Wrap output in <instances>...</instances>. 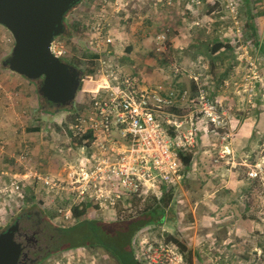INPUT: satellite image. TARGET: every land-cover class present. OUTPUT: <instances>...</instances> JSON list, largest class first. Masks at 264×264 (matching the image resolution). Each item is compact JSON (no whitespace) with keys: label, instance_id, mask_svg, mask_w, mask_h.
Instances as JSON below:
<instances>
[{"label":"rangeland","instance_id":"rangeland-1","mask_svg":"<svg viewBox=\"0 0 264 264\" xmlns=\"http://www.w3.org/2000/svg\"><path fill=\"white\" fill-rule=\"evenodd\" d=\"M106 2L95 13L96 19L100 10H106L107 15L127 22H122L123 25L114 23L109 53L102 54L107 46L100 42L102 48H96L98 44L93 42V35L87 29L94 21L88 17L89 0H82L68 13L65 35L57 40L66 51L62 60L78 70L82 62L96 68V74H83L80 90L70 109L50 106L39 94L41 85L38 82L13 73L3 65L11 55L15 41L10 31L0 25V233L18 214L37 212L45 220L61 223L41 224L46 238L53 237L56 243L48 253L52 256L47 255L44 262L38 264H187L183 251H190L192 256L195 251L179 234L178 216L185 214L184 224L195 222L196 214L190 210L196 208V197H190L191 207L179 203L182 198H178L180 193L176 188L175 198L162 217L163 223L148 226L133 237L134 260L129 249L118 244L125 238L128 228L123 230L124 225L117 224L135 218L145 207H155L157 202L151 198L153 196L136 202L129 209L120 203L110 216L88 205L87 214L76 219L69 216L67 207L61 206H67L61 192H50L41 181L28 175L38 173L62 181L72 175L81 140L69 139L64 130L89 102L90 95L82 92L84 84L88 83L84 82L86 77L93 78L87 85L92 89L101 80L102 72L111 73L115 85L130 78L140 91H160L173 102L162 111L174 116L170 119L182 121L186 129L189 125L184 124L185 119L201 117L199 108L192 101L195 82L205 86L208 98L220 111L227 112L224 129L217 130L209 125L207 130L213 133L224 154H232L231 165L239 168L238 176L243 177L252 189L249 201L246 197L243 201H248V215L255 218L254 224H260V229L251 233L253 243H248L249 252L240 264H264V56L254 46V43L264 46V0H249L248 5L244 0ZM147 20L152 23L149 25ZM74 23H79L77 30H73ZM218 43L224 46L223 49L210 57L207 50ZM95 51H100L98 60L90 57ZM210 62L213 65L210 66ZM212 67L214 70L211 71ZM164 118L161 116V120ZM183 127L180 133L187 134ZM33 129L38 131H30ZM170 133L176 134L174 130ZM224 134L228 136L226 141L221 140ZM113 137L122 140L116 132ZM195 138L198 140L199 136L196 134ZM236 139L240 141L239 148L245 149L244 155L235 156L228 150ZM184 153H188V149ZM256 166H260L261 176L249 179L248 173ZM55 167H58L57 171L53 172L51 168ZM11 180L19 183L22 194L4 191ZM32 195L34 199H31ZM160 206L163 208L164 205L161 203ZM160 218L155 216L154 221H160ZM63 233L64 240L60 238ZM59 247L67 249L55 253L53 249ZM108 248L115 252V257L107 252ZM149 251L150 255L145 256ZM192 260L193 264H219L196 260L195 255Z\"/></svg>","mask_w":264,"mask_h":264},{"label":"built area","instance_id":"built-area-1","mask_svg":"<svg viewBox=\"0 0 264 264\" xmlns=\"http://www.w3.org/2000/svg\"><path fill=\"white\" fill-rule=\"evenodd\" d=\"M103 17L98 16L99 21L93 26V42L98 44V49L102 48L99 42L103 46L113 43L112 37L104 33ZM51 52L62 58L66 51L54 40ZM86 78L87 85L92 83V77ZM99 78L96 88L84 84L82 92L90 95L89 102L82 105V112L64 130L69 139L82 142L77 166L72 169L70 178L62 181L38 173L28 175L41 181L50 192H61L69 216L73 207L85 203L105 212L117 210L120 203L127 207L124 200L127 196L142 198V201L150 196L161 197L164 187H174L183 180L180 154L196 141L195 129L180 133L182 122L170 119L174 116L162 111L173 102L160 91H140L130 78L115 85L111 73L101 72ZM192 101L207 124L224 129L227 112L220 111L205 90L201 89ZM163 115L168 117L165 119ZM171 128H175L174 136ZM114 132L121 136V141L113 137ZM87 133L91 134L88 140ZM227 139L226 134L221 136L222 141ZM260 171V166L254 167L248 178H259ZM4 191L22 194L19 183L12 180ZM150 251L145 256H149Z\"/></svg>","mask_w":264,"mask_h":264},{"label":"crops","instance_id":"crops-1","mask_svg":"<svg viewBox=\"0 0 264 264\" xmlns=\"http://www.w3.org/2000/svg\"><path fill=\"white\" fill-rule=\"evenodd\" d=\"M197 119H185L184 124L189 125L188 129L182 126L185 133L190 128L195 129L199 139L192 146L193 150L188 148L187 156L191 159L189 165L182 168L183 180L176 185L180 193L178 198H182L179 203L191 207L190 197L197 198L194 201L196 208L191 207L190 210L193 215L196 214L195 222L184 224L185 214L180 213L177 229L187 245L195 251L196 260L219 263L230 258L242 260L245 259L247 247L253 243L250 241L254 238L251 233L260 229V224H254L255 218H251L247 212L252 189L243 177L238 176L239 168L231 165L232 154H224L213 133L207 130L208 126L197 122ZM239 142L236 139L228 148L235 156L245 154V149L239 148ZM57 168L51 170L55 172ZM243 197L248 201H243Z\"/></svg>","mask_w":264,"mask_h":264},{"label":"water","instance_id":"water-1","mask_svg":"<svg viewBox=\"0 0 264 264\" xmlns=\"http://www.w3.org/2000/svg\"><path fill=\"white\" fill-rule=\"evenodd\" d=\"M81 1L0 0V25L15 41L3 65L30 80L43 78L39 94L58 109L72 107L83 72L55 56L51 45L65 35V18ZM12 230L0 233V264H17L22 252Z\"/></svg>","mask_w":264,"mask_h":264},{"label":"trees","instance_id":"trees-1","mask_svg":"<svg viewBox=\"0 0 264 264\" xmlns=\"http://www.w3.org/2000/svg\"><path fill=\"white\" fill-rule=\"evenodd\" d=\"M106 1H103V0H89V5L91 6V11L88 14V17H89V19H91L92 21L94 20V21H93V24H91L90 26L87 25V29H89V31L91 32L92 35H93V26L97 23V21H99V19L98 18L96 19V17L94 15L97 12V10H99V8L102 6V4L108 3ZM244 2L248 5L249 0H244ZM100 11L101 12H99V17H102V16L105 15V18L103 17V19H102L103 22H104L103 25H105L104 26L105 27L104 28V30H105L104 33L106 35L110 36V37H113V35H114V34H112L114 23L115 24L118 23V24L123 25L122 22L123 23L125 22L127 24V22L125 20H121V21L119 20L118 21V20L115 19V17H112V15H109V14L107 15L106 14V10L105 11L100 10ZM248 14H249L248 18L251 21L252 16H251L250 12H248ZM107 17L109 19L108 23H107ZM65 20H66V18H65ZM147 23L150 25L152 22L147 20ZM78 26H79V23H74L73 24V30H77ZM250 26H251L252 31L254 33H256L255 27L252 24ZM65 27H66V25H65ZM146 29H148V27ZM60 38H63V36L62 37H58L55 40H58ZM112 45H113V43L110 44V45H105V46H107V49L102 51V54L105 55V54L109 53L111 48H112ZM254 46H256L258 51L261 53V55L264 56V46L262 44H260V43H254ZM223 47L224 46L222 44H219V43L215 44L213 46V48L211 47L210 49L207 50V53L210 55V57H213L219 51H221V49H223ZM99 55H100V51H95L94 54L90 55V57L93 58L94 60H98V56ZM211 65H213V64L210 62V66ZM213 68L214 67L211 68V71L214 70ZM80 70L83 72L84 76L96 74L95 73L96 72L95 66L94 67H88V65L86 63H84V62H82V66H81ZM204 87L205 86L199 85L198 83L194 82V86H193V90H192V97H194V98L198 97L199 94H200V90L201 89L206 91V88H204ZM211 102H213V101H211ZM196 118H198L197 122L200 121V123L202 125L209 126V124L206 123V121L202 118V116L201 117L196 116ZM174 129L175 128H171L170 130H174ZM30 131H38V129H33V130H30ZM85 138L88 140L89 138H91V134L87 133ZM81 143L82 142L79 141L78 144H81ZM180 159L182 161L183 166L184 165L188 166L191 158L187 156V153L183 152V153L180 154ZM175 193H176V186H174V187H172V186L171 187H164L163 191H162V196H161L160 199L156 198L155 196L151 197V198H153V200H155L157 202V205L155 207H151V206L145 207L144 210H140V213L135 218L125 219V220L120 221L117 224L118 226L119 225H124L123 226V230H126V227L128 228L125 238L123 240H121L120 242H118V244L128 248L129 251H130V254L133 256L134 260H136V255H135L134 250L132 248L133 237L136 235L137 232L141 231L142 229H144V228H146L148 226H152V225H155V224H162L163 223L162 217L164 218L165 209L170 207L172 201L175 198ZM31 199H34L33 195L31 197ZM124 200H125V203L127 205V209H129V207L132 206L133 204H135L136 202L142 201V198H136V197H133V196L132 197L127 196L126 199H124ZM161 203L164 205L163 208L160 206ZM88 205H92V204H86L85 203L83 205L84 206L83 208H80L79 206L78 207H73L72 208V217L77 219V218L85 216L87 214V211H88ZM61 206L63 208L66 207V205H61ZM93 207H95V206H93ZM96 208L97 207H95V209ZM114 212L115 211H113V210H108V211H105L103 213H108V216H110V215H114ZM155 216H161L160 221H154ZM116 222H118V221H116ZM65 234L67 236V232H65ZM65 234L63 233V235H60V238L63 236V240H64L65 239V237H64ZM260 245H263V243H260ZM119 248H120V246L117 245L116 246L117 252H119ZM65 249H67V248L59 247L57 250L59 252H61L63 250L65 251ZM108 250L109 251H107V250L106 251L111 253L110 255L115 257V255H116L115 252H113V250H110L109 248H108ZM185 252H188V254H186ZM183 254L185 256V260H186L187 264H193V260H192L193 256H192L191 252L188 251V250H185V251H183ZM50 256L51 255H48V257H50ZM233 261L237 262V264H240V260L234 259V258H230V260H227V261H225L223 263H219V264H229V263H233Z\"/></svg>","mask_w":264,"mask_h":264},{"label":"flooded vegetation","instance_id":"flooded-vegetation-1","mask_svg":"<svg viewBox=\"0 0 264 264\" xmlns=\"http://www.w3.org/2000/svg\"><path fill=\"white\" fill-rule=\"evenodd\" d=\"M64 62L71 63L63 60ZM75 67V66H73ZM76 68V67H75ZM28 79V78H27ZM30 80V79H29ZM42 85L43 78L30 80ZM45 100V99H44ZM50 106H54L45 100ZM41 224H61L53 220H45L39 213L18 214L16 218L1 233L8 232L11 228L14 234V240L22 248L17 264H38L44 262L47 255H51L50 249L54 245L53 237L46 238V232ZM63 239V236L61 237ZM58 242V241H57ZM55 253L59 252L57 249ZM52 256V255H51Z\"/></svg>","mask_w":264,"mask_h":264},{"label":"clouds","instance_id":"clouds-1","mask_svg":"<svg viewBox=\"0 0 264 264\" xmlns=\"http://www.w3.org/2000/svg\"><path fill=\"white\" fill-rule=\"evenodd\" d=\"M62 59V58H61Z\"/></svg>","mask_w":264,"mask_h":264}]
</instances>
